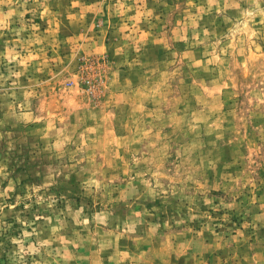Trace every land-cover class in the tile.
<instances>
[{
	"label": "rangeland",
	"instance_id": "1",
	"mask_svg": "<svg viewBox=\"0 0 264 264\" xmlns=\"http://www.w3.org/2000/svg\"><path fill=\"white\" fill-rule=\"evenodd\" d=\"M0 264H264V0H0Z\"/></svg>",
	"mask_w": 264,
	"mask_h": 264
}]
</instances>
